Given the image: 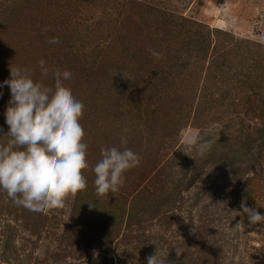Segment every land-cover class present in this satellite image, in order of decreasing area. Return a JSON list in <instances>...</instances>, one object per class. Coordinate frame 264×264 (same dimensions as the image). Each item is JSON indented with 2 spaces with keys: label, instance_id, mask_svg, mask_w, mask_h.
<instances>
[{
  "label": "rangeland",
  "instance_id": "obj_1",
  "mask_svg": "<svg viewBox=\"0 0 264 264\" xmlns=\"http://www.w3.org/2000/svg\"><path fill=\"white\" fill-rule=\"evenodd\" d=\"M10 66L50 87L71 74L89 167L63 208L0 190V264H146L156 248L169 264H264V224L240 213L264 214V0H0V83ZM124 128L140 163L97 194L92 168Z\"/></svg>",
  "mask_w": 264,
  "mask_h": 264
},
{
  "label": "clouds",
  "instance_id": "obj_2",
  "mask_svg": "<svg viewBox=\"0 0 264 264\" xmlns=\"http://www.w3.org/2000/svg\"><path fill=\"white\" fill-rule=\"evenodd\" d=\"M49 44H59V37H51ZM152 55H159L154 50ZM42 76L49 69L39 62ZM72 79L68 71L54 70V87L36 81L29 70L10 66V78L0 83L7 85L11 96L5 111L7 144H0V190L7 192L13 202L35 212L63 208L69 194L86 188L83 170L89 167L86 159L89 145L84 142L85 131L81 117L84 103L66 87ZM3 93L0 92V96ZM2 131V129H0ZM129 129L120 135V146L100 149L101 158L92 171L97 194L115 193L124 183V174L140 163V156L128 144ZM200 155L207 154L212 141L186 137ZM253 152L258 151L253 146ZM94 207L93 204L88 203ZM240 212L250 225L264 224V214L241 202ZM146 264H169L158 248L146 257Z\"/></svg>",
  "mask_w": 264,
  "mask_h": 264
}]
</instances>
